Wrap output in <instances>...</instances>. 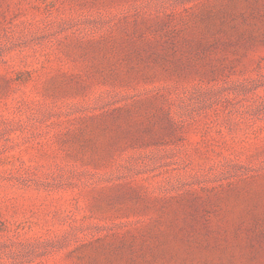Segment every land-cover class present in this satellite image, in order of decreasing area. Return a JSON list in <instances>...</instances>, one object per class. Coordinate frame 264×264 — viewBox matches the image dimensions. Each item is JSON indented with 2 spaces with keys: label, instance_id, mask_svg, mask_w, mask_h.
Wrapping results in <instances>:
<instances>
[{
  "label": "rangeland",
  "instance_id": "rangeland-1",
  "mask_svg": "<svg viewBox=\"0 0 264 264\" xmlns=\"http://www.w3.org/2000/svg\"><path fill=\"white\" fill-rule=\"evenodd\" d=\"M0 264H264V0H0Z\"/></svg>",
  "mask_w": 264,
  "mask_h": 264
}]
</instances>
